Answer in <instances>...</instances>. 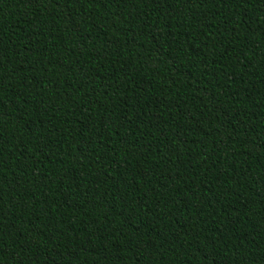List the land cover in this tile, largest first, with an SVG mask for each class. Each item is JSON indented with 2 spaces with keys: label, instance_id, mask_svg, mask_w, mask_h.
<instances>
[{
  "label": "trees",
  "instance_id": "obj_1",
  "mask_svg": "<svg viewBox=\"0 0 264 264\" xmlns=\"http://www.w3.org/2000/svg\"><path fill=\"white\" fill-rule=\"evenodd\" d=\"M0 264H264V0H0Z\"/></svg>",
  "mask_w": 264,
  "mask_h": 264
}]
</instances>
